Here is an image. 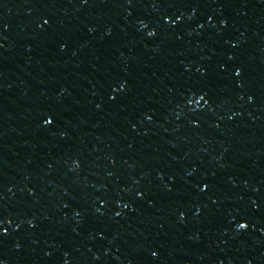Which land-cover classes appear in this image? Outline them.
Instances as JSON below:
<instances>
[{
	"label": "water",
	"instance_id": "obj_1",
	"mask_svg": "<svg viewBox=\"0 0 264 264\" xmlns=\"http://www.w3.org/2000/svg\"><path fill=\"white\" fill-rule=\"evenodd\" d=\"M0 228L5 264H264V0H0Z\"/></svg>",
	"mask_w": 264,
	"mask_h": 264
},
{
	"label": "snow or ice",
	"instance_id": "obj_2",
	"mask_svg": "<svg viewBox=\"0 0 264 264\" xmlns=\"http://www.w3.org/2000/svg\"><path fill=\"white\" fill-rule=\"evenodd\" d=\"M165 19H167V17H165ZM177 19H179V17H177ZM44 23H47V21H44ZM149 35H153V33H149ZM236 73H237V75L239 74L238 69L236 70ZM122 86L123 85H121V87ZM201 99H203V97H201ZM249 99H251V97ZM205 103H207V101H205ZM52 122H53V120L51 118H45L43 121V123L45 125L51 124ZM204 187H206V185ZM247 226H248L247 223L243 220L237 222V224H236V228L240 229V230L247 228ZM4 232H6V229L0 228V233H4ZM152 255H156V253L153 252ZM0 264H5V262L3 260H0Z\"/></svg>",
	"mask_w": 264,
	"mask_h": 264
}]
</instances>
